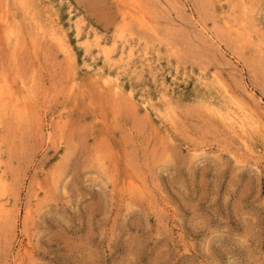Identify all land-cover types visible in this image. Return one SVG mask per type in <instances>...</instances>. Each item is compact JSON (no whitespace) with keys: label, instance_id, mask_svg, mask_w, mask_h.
Wrapping results in <instances>:
<instances>
[{"label":"rangeland","instance_id":"374dc122","mask_svg":"<svg viewBox=\"0 0 264 264\" xmlns=\"http://www.w3.org/2000/svg\"><path fill=\"white\" fill-rule=\"evenodd\" d=\"M41 1L0 0V264H264V0Z\"/></svg>","mask_w":264,"mask_h":264},{"label":"bare ground","instance_id":"6f19581e","mask_svg":"<svg viewBox=\"0 0 264 264\" xmlns=\"http://www.w3.org/2000/svg\"><path fill=\"white\" fill-rule=\"evenodd\" d=\"M36 0H33V6L34 7H37V3L35 2ZM43 1V0H42ZM41 1V2H42ZM46 2V1H45ZM47 5V4H46ZM13 8H14V6H13ZM15 9V8H14ZM44 10V9H43ZM52 12V11H51ZM53 14V13H52ZM18 19V18H17ZM228 22V21H227ZM18 23V22H17ZM144 23V22H143ZM226 23V22H225ZM137 25H138V23H137ZM227 25V24H226ZM13 26V25H12ZM230 27V26H229ZM228 27V28H229ZM16 28H18V27H16ZM58 28H59V26H58ZM79 28V27H78ZM143 29V28H142ZM12 30L14 31V29L12 28ZM12 30H11V33H12ZM145 30V29H144ZM15 31H18V29L16 30L15 29ZM146 31V30H145ZM5 35H6V33H5ZM9 35V34H8ZM13 35V34H12ZM51 35H52V39L53 40H55L56 41V43H58V45L62 48V50L63 51H65V52H68L69 53V49H68V44L66 43V41H65V37L62 35V33L59 31V29H54V30H52L51 31ZM14 36V35H13ZM10 37V36H9ZM7 39V38H6ZM11 39V38H10ZM9 39V40H10ZM86 39V38H85ZM8 40V41H9ZM7 41V40H6ZM100 45V44H99ZM100 50V49H99ZM87 54V53H86ZM90 56H92V55H90ZM131 56V55H130ZM105 57V56H104ZM145 58H146V56H145ZM110 59V58H109ZM104 60V59H103ZM86 61V60H85ZM94 61V60H93ZM139 62H140V60H139ZM151 62V61H150ZM154 63V62H153ZM85 64V63H84ZM133 64V63H132ZM100 65H102V64H100ZM131 65V64H130ZM129 65V66H130ZM135 65V64H134ZM140 65H141V62H140ZM86 67V66H85ZM99 67V66H98ZM98 67H96V68H98ZM104 67V66H103ZM90 68V67H89ZM135 68V67H134ZM144 68H146V67H144ZM159 68V67H158ZM157 68V69H158ZM86 69H87V67H86ZM90 69H92V68H90ZM98 69H100V68H98ZM112 69V68H111ZM116 69V68H115ZM121 70V69H120ZM104 70H102V72H103ZM109 71H111V70H109ZM108 72V71H107ZM156 72H158V71H156ZM114 75V74H113ZM126 75V74H125ZM124 75V76H125ZM110 76V75H109ZM116 76V75H115ZM135 76V75H134ZM159 76V75H158ZM200 76V75H199ZM101 77H103V76H101ZM205 77V76H204ZM103 78H105V76L103 77ZM121 78V77H120ZM157 78V77H156ZM166 78V77H165ZM106 79H107V77H106ZM105 79V80H106ZM118 79V78H117ZM133 79V78H132ZM204 79V78H203ZM104 80V81H105ZM115 80V79H114ZM119 80V79H118ZM208 80V79H207ZM126 81V80H125ZM206 81V80H205ZM108 82V81H107ZM111 82H112V80H111ZM115 82H116V80H115ZM124 82V81H123ZM157 82V81H156ZM179 82V81H178ZM202 82V81H201ZM180 83V82H179ZM203 83V82H202ZM207 83V82H206ZM209 83V82H208ZM114 84V83H113ZM117 84V83H116ZM121 84V83H120ZM109 85H110V83H109ZM156 85V84H155ZM154 85V86H155ZM208 85H210L211 86V84L209 83ZM115 86V85H114ZM203 86H204V83H203ZM117 87V86H116ZM212 87V86H211ZM216 87V86H215ZM118 88V87H117ZM122 88V90H123V87H121ZM159 88V87H158ZM205 88V87H204ZM119 89V88H118ZM164 89V92H163V97H167L168 96V91L166 90V88H163ZM218 89V88H217ZM141 91H143V90H141ZM123 92V91H122ZM143 93V92H142ZM146 93V92H145ZM171 93V92H170ZM130 94H131V92H130ZM170 95V94H169ZM131 96V95H130ZM142 96H143V94H142ZM141 97V96H140ZM1 99V98H0ZM151 101V100H150ZM146 102V101H145ZM152 103V102H151ZM262 103V102H261ZM1 105V104H0ZM210 105V104H209ZM168 106H170V104H168ZM171 107V106H170ZM177 107V106H176ZM212 107V106H211ZM218 107V106H217ZM221 107V106H220ZM213 109H214V111H216V112H219V110H218V108L216 109V107L214 108V106L212 107ZM171 109V108H170ZM177 113V112H176ZM244 116H245V114H244ZM246 117V116H245ZM1 167V166H0ZM4 175V174H3ZM6 195V194H5ZM4 198H6V197H4ZM5 200V199H4ZM9 204V203H8ZM3 208V204L2 203H0V210Z\"/></svg>","mask_w":264,"mask_h":264}]
</instances>
